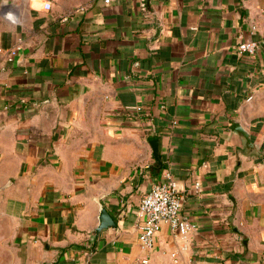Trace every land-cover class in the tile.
I'll list each match as a JSON object with an SVG mask.
<instances>
[{
  "label": "crops",
  "instance_id": "0c3cea01",
  "mask_svg": "<svg viewBox=\"0 0 264 264\" xmlns=\"http://www.w3.org/2000/svg\"><path fill=\"white\" fill-rule=\"evenodd\" d=\"M9 4L0 264H264V0ZM167 171L194 228L162 223L147 251L138 208ZM101 204L117 227L95 242Z\"/></svg>",
  "mask_w": 264,
  "mask_h": 264
},
{
  "label": "built area",
  "instance_id": "2783aa9c",
  "mask_svg": "<svg viewBox=\"0 0 264 264\" xmlns=\"http://www.w3.org/2000/svg\"><path fill=\"white\" fill-rule=\"evenodd\" d=\"M14 1L16 0H0V11L6 16H10L3 11L6 7L12 8V5L9 3ZM105 2L110 3L111 0H105ZM140 7L142 10L146 9V0H140ZM51 8L52 3L46 2L45 9L51 10ZM238 47L240 53L254 55L258 50L259 44L255 40L243 41ZM18 49V47L12 48L7 53V60L9 62L16 61ZM199 187L200 184L197 183L196 188L199 189ZM181 210L182 200L179 194L178 181L173 178L169 171L164 172L162 179L153 184L139 204L138 216L141 219L138 224L139 241L144 250L149 251L153 249L155 237L160 231L162 223L169 224L173 231L183 236H186L193 230L194 224L192 220L189 216L184 215ZM49 264L58 263L52 262ZM136 264H149V259L146 257L140 258L136 261ZM174 264H180L179 260L174 259Z\"/></svg>",
  "mask_w": 264,
  "mask_h": 264
},
{
  "label": "water",
  "instance_id": "95a60500",
  "mask_svg": "<svg viewBox=\"0 0 264 264\" xmlns=\"http://www.w3.org/2000/svg\"><path fill=\"white\" fill-rule=\"evenodd\" d=\"M233 130L239 132L241 136L245 138L249 149H252L254 147V144L251 140L250 133L242 125L240 124L236 125L233 128ZM149 144L153 150V155L155 159L159 163V167L162 168L163 162L161 160V155H160V150H159V139H152L149 141ZM112 227L116 228L117 222L112 217V215L109 213L105 205L101 204L100 213H99V223H98V226L92 232L94 241L96 242V240L99 238L103 230H106Z\"/></svg>",
  "mask_w": 264,
  "mask_h": 264
},
{
  "label": "rangeland",
  "instance_id": "374dc122",
  "mask_svg": "<svg viewBox=\"0 0 264 264\" xmlns=\"http://www.w3.org/2000/svg\"><path fill=\"white\" fill-rule=\"evenodd\" d=\"M262 104H263V111H264V96L262 97L261 101H260ZM262 120H264V117L261 118Z\"/></svg>",
  "mask_w": 264,
  "mask_h": 264
}]
</instances>
